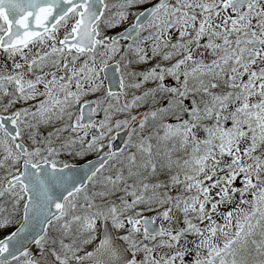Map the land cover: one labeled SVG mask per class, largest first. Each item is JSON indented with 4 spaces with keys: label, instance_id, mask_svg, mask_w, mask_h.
<instances>
[{
    "label": "snow or ice",
    "instance_id": "snow-or-ice-1",
    "mask_svg": "<svg viewBox=\"0 0 264 264\" xmlns=\"http://www.w3.org/2000/svg\"><path fill=\"white\" fill-rule=\"evenodd\" d=\"M0 264H264V0H0Z\"/></svg>",
    "mask_w": 264,
    "mask_h": 264
},
{
    "label": "rangeland",
    "instance_id": "rangeland-1",
    "mask_svg": "<svg viewBox=\"0 0 264 264\" xmlns=\"http://www.w3.org/2000/svg\"><path fill=\"white\" fill-rule=\"evenodd\" d=\"M89 158H91V157H89ZM83 161H81V163H82Z\"/></svg>",
    "mask_w": 264,
    "mask_h": 264
},
{
    "label": "water",
    "instance_id": "water-1",
    "mask_svg": "<svg viewBox=\"0 0 264 264\" xmlns=\"http://www.w3.org/2000/svg\"><path fill=\"white\" fill-rule=\"evenodd\" d=\"M117 143H119V141H117ZM93 159V158H92Z\"/></svg>",
    "mask_w": 264,
    "mask_h": 264
}]
</instances>
